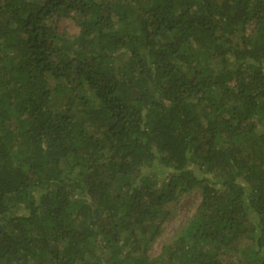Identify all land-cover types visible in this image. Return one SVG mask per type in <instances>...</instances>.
Wrapping results in <instances>:
<instances>
[{"label":"trees","instance_id":"16d2710c","mask_svg":"<svg viewBox=\"0 0 264 264\" xmlns=\"http://www.w3.org/2000/svg\"><path fill=\"white\" fill-rule=\"evenodd\" d=\"M0 264H264V0H0Z\"/></svg>","mask_w":264,"mask_h":264},{"label":"rangeland","instance_id":"374dc122","mask_svg":"<svg viewBox=\"0 0 264 264\" xmlns=\"http://www.w3.org/2000/svg\"><path fill=\"white\" fill-rule=\"evenodd\" d=\"M57 29L60 32L75 33L77 32V26L73 18L62 17L56 23ZM199 202V193L197 190H193L181 196L171 207L170 215L165 219L162 224L161 234L156 238V240L151 245L149 253L152 256H156L165 241L174 234L176 229L184 223V221L190 217L197 204Z\"/></svg>","mask_w":264,"mask_h":264}]
</instances>
